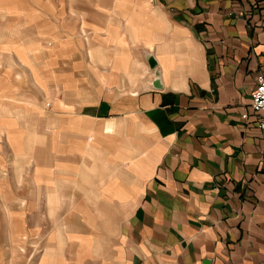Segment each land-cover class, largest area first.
<instances>
[{"label":"crops","instance_id":"obj_1","mask_svg":"<svg viewBox=\"0 0 264 264\" xmlns=\"http://www.w3.org/2000/svg\"><path fill=\"white\" fill-rule=\"evenodd\" d=\"M17 1L0 28L51 42L0 40V90L51 79V127L19 154L47 206L35 264H264V0Z\"/></svg>","mask_w":264,"mask_h":264},{"label":"rangeland","instance_id":"obj_2","mask_svg":"<svg viewBox=\"0 0 264 264\" xmlns=\"http://www.w3.org/2000/svg\"><path fill=\"white\" fill-rule=\"evenodd\" d=\"M30 3L29 0L26 1L27 6L23 5L21 1L19 8L25 7L28 11ZM9 5L17 7L18 1L0 0V7ZM33 31L34 25L29 26L21 33L13 28L9 29V33H6L0 28V40H20L27 43V45L35 40L44 44L45 47L50 46L49 37L40 36ZM26 61L28 66L34 69L33 59L27 58ZM41 70L40 67V72ZM16 74V77L11 76V78L15 77L17 79L19 87H21L19 94L9 95L5 85L0 90V264H35L42 252L46 253L44 251L46 243L44 237L47 234L48 226L44 225L46 222L44 217L46 209L44 208L47 206L43 203L44 195L43 197L41 195L39 202L41 204L39 207H35L33 195L35 188L33 181L29 179L33 178L31 177V174H33V161L28 160L27 155L19 154L24 152L23 138L34 140L35 136L40 137V133L44 132L42 127L46 131L51 127L49 115L47 111H44L48 110L49 107L46 98L50 99V94H48L50 86L48 83L51 79L46 76H35V80H33L32 76H27L28 73H24L20 69ZM2 77L4 78V84L10 82L7 76ZM32 81L38 84L40 89H36ZM0 83H2V80H0ZM9 101H12V103H9ZM36 107H39L43 112L41 123L34 117L33 108ZM29 108H32V111H29ZM8 119L14 121H10L11 126H7L9 125ZM1 126L12 133L13 140L18 141L15 148L11 149L8 146ZM25 171L29 174L26 176L27 178L25 177ZM68 179L73 182L68 188V190L73 191V198L80 196L79 182L73 181L70 177ZM60 189L65 190L62 183L58 185V190ZM59 205L60 208L56 212L66 211L64 204ZM73 216L78 217V214L74 212ZM75 223L74 226L79 227L76 218ZM63 255L67 257V248L65 247Z\"/></svg>","mask_w":264,"mask_h":264},{"label":"built area","instance_id":"obj_3","mask_svg":"<svg viewBox=\"0 0 264 264\" xmlns=\"http://www.w3.org/2000/svg\"><path fill=\"white\" fill-rule=\"evenodd\" d=\"M250 108L255 114L257 120L256 125L262 134V144L264 146V77L258 75L256 78V84L252 92L250 93ZM243 120L247 119V114L242 116Z\"/></svg>","mask_w":264,"mask_h":264},{"label":"water","instance_id":"obj_4","mask_svg":"<svg viewBox=\"0 0 264 264\" xmlns=\"http://www.w3.org/2000/svg\"><path fill=\"white\" fill-rule=\"evenodd\" d=\"M147 65L149 68H152L154 66V61L151 58H148L147 59ZM155 85H157V83H155Z\"/></svg>","mask_w":264,"mask_h":264}]
</instances>
